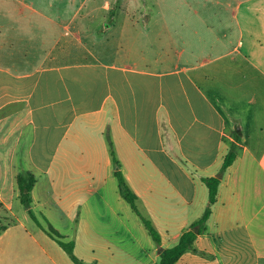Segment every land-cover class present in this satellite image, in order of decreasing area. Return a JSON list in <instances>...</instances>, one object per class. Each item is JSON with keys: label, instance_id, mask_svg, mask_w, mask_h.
Wrapping results in <instances>:
<instances>
[{"label": "crops", "instance_id": "crops-1", "mask_svg": "<svg viewBox=\"0 0 264 264\" xmlns=\"http://www.w3.org/2000/svg\"><path fill=\"white\" fill-rule=\"evenodd\" d=\"M138 1L0 0V205L16 221L0 234V264H69L20 202L24 173L29 208L84 263L157 264L201 217V178L218 175L233 131L206 230L174 264H264V0L219 2L211 18L192 0L134 12ZM222 14L236 28L214 29ZM95 38L96 59L64 61Z\"/></svg>", "mask_w": 264, "mask_h": 264}, {"label": "trees", "instance_id": "trees-1", "mask_svg": "<svg viewBox=\"0 0 264 264\" xmlns=\"http://www.w3.org/2000/svg\"><path fill=\"white\" fill-rule=\"evenodd\" d=\"M239 132H232V137L234 142H230L228 144V151L222 160V164L218 175L215 177H202L201 182L206 186L208 197H207V205L201 215V217L192 223L190 227L180 236L178 242L169 248L163 249L159 255V261L157 264H174L182 254L186 251L194 250L193 244L196 237L206 230V223L211 214L212 206L216 202L217 190L220 184V179L224 171L232 164L237 154V146L235 142L239 140ZM110 155L112 157V161L116 163V159L114 157V152L112 149L111 143H109ZM115 177L118 183V192L120 197L130 206L131 210L139 217L145 229L147 230L149 236L156 246H160V236L157 231L152 226L151 222L143 217L136 207V196L132 193V191L126 185L123 176L119 171H116ZM16 183L18 186V190L20 193V202L28 207V214L30 218L36 223V225L43 230L48 237H50L56 244L66 253L68 258L73 264H85L84 261L76 257L74 254V242L73 241H65L63 235L57 232L47 221L46 218L42 216V220L45 222V226H43L39 220L34 216L32 210L29 208L31 203L30 192L35 183L34 176L30 173L19 174L16 178ZM0 212L4 214V217H0V234L9 226L14 224L16 221L12 218L5 209H3L2 205H0Z\"/></svg>", "mask_w": 264, "mask_h": 264}, {"label": "rangeland", "instance_id": "rangeland-1", "mask_svg": "<svg viewBox=\"0 0 264 264\" xmlns=\"http://www.w3.org/2000/svg\"><path fill=\"white\" fill-rule=\"evenodd\" d=\"M157 0H139L138 3H134L132 4V8L131 10L134 11V12H144V11H147V12H156L157 11V7H158V4L156 3ZM167 3H170L171 1L170 0H166ZM194 1L193 2V9H196L194 12L198 15V17L200 16L199 14L201 13H206L207 16H209L208 18H211L210 17V14L212 15L213 12H221V9L220 7L222 5H220L219 2H222V1H226V0H213V3L209 2V3H204V0H192ZM219 3V4H217ZM124 6V3H121L118 1V3H116V5L114 4H111L109 5V8L112 9V7H115L116 6V9L115 10H120L121 7ZM162 9V7H161ZM114 10V9H112ZM175 10H174V6L173 4H170V5H165L164 7V12L166 15H170V13H173ZM190 12L191 13H194L193 11H191L190 9ZM185 11H181V14H184L185 15ZM232 19H225L224 17V14H222V19H208V22L211 24L212 23V27L214 29H223V27L226 25V24H231L232 23V27H235L236 28V20H232ZM100 33L103 34L105 32V27H101L100 29ZM94 31H96V27H94ZM95 36H96V32L94 33ZM233 39H235L234 37H232ZM103 43V41H102ZM105 43L108 45V40L106 38L105 40ZM74 45H69L67 48H69L67 50V48H64V50L60 53L62 56H64V61H69V62H73V61H90V60H94L96 59V57H98V53L97 51H100L98 48H100L98 45L96 46V38L95 39H91V41H86L85 43L83 44H77L75 45L76 43H73ZM107 46L105 47H102L101 48H105V50L107 49L106 48ZM67 50V51H66ZM66 53V54H65ZM226 92H230V91H227ZM227 113V112H226ZM228 114V117H230L229 113ZM25 206V205H24ZM27 207V206H25ZM32 213L34 214V216L37 218V220H39V222L45 226V222L42 220V216L37 214V213H34L32 211ZM0 217H4V214L2 212H0ZM55 242V241H54ZM95 249V254H96V247H94ZM82 247H79V250L78 252H82ZM78 253V254H79ZM65 257L66 259L67 256L65 254ZM68 263L69 264H73L70 262V260L68 259ZM86 264V263H85Z\"/></svg>", "mask_w": 264, "mask_h": 264}]
</instances>
